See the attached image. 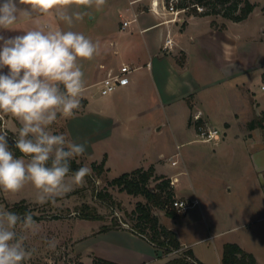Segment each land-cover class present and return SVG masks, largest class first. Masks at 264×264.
Returning <instances> with one entry per match:
<instances>
[{
    "label": "crops",
    "instance_id": "0c3cea01",
    "mask_svg": "<svg viewBox=\"0 0 264 264\" xmlns=\"http://www.w3.org/2000/svg\"><path fill=\"white\" fill-rule=\"evenodd\" d=\"M139 1L142 0H129L132 10L131 16H125L123 12L119 13L121 17L119 33L114 30L113 33H108L107 36H105V33L102 36L99 35L92 38L94 42L99 41L100 44L99 54L97 55L99 59L96 58V62L99 63L98 71L100 74H98L100 76L95 83L98 84L108 73L118 71L123 64H129L133 69L130 75V82L127 85L118 87L110 94L112 102L109 105L118 108L122 104H127L131 100L137 99V102H133V104L136 107L140 106L142 109L135 113L133 112L131 116L149 112L154 108L173 109L175 114H179L180 118H183V124L188 127L187 129L193 128L198 135L196 138L202 143H206V145L189 151L190 154L187 155L186 162L183 161L184 166L180 170L181 172H176L174 166H177L179 161H177L176 165H173L172 161L174 158L170 164L158 160L143 163L141 159L145 154L138 155L141 150H137L138 146L136 147L135 144L132 145L130 143L126 146L125 140L128 136L124 133V135L119 134L117 136L118 139L116 138L120 141L117 147L118 150H113L112 152V150L105 149L103 157L94 161L100 162L105 157L106 165L110 170L115 167L119 168L122 173L139 167L148 168L153 164L157 174H170L172 178L178 176V181L174 183L176 196L187 198L191 201L196 200L195 205L183 213V216H188L189 218L188 226L194 237L185 241L180 238L177 232L182 243L181 249L192 248L196 257L205 264H222L224 244L226 242H237L244 249L252 252L261 264H264V256L250 246L252 240L263 234L261 230L264 228V121L263 125L257 123L264 111V104L256 99L252 101L251 107L248 106L245 110H237L241 104L236 101L235 95L234 97L229 96L232 104L224 106L222 93L214 90L216 85L232 78L243 76L249 71L251 72L256 66L260 68V74H264V63H262V60L250 65L237 61L241 47L240 42L243 39L246 42L252 41L254 37L253 34H250L252 31L248 30V32H245L239 25L252 19L254 13L257 12V8L254 9L248 18L242 21L221 19V17L217 18L213 15L185 14L184 26H181L182 21L174 20L173 15L167 13L163 6L160 7L158 12L152 11L150 9L151 0H149V8L147 10H138L136 3ZM159 2L160 6L163 5V0H159ZM28 6V4H25L21 7ZM150 12L157 15V20L152 21L150 17H143L144 14ZM168 14L171 16L168 17ZM39 18L42 23L50 24L52 27L80 31L75 30L73 26H69L63 21H59L54 15V10L52 15L39 14ZM127 19L132 20V22L124 28L122 22ZM213 21L215 24L212 23ZM157 25H165L164 38L161 45V51L164 52V56L162 55L158 59L162 60V62L151 61L153 55L157 54V47L153 44L152 36L143 37L142 39L135 37V32L139 31L142 34H146ZM13 27L15 30H0V34L6 37L21 35L23 31L32 28L33 24L21 17ZM80 29L84 35L88 34L83 28ZM95 34L92 32V36ZM168 38L172 39V46L171 48H164ZM244 42L242 43L246 44ZM256 51L257 48L252 47L250 56ZM146 56L150 58L147 62H145ZM83 62L88 65L87 61L80 62L81 65ZM4 71L6 72L7 69H4ZM82 71L84 72V81H86L85 78L90 74L88 66H84ZM85 85L87 89L89 85L87 83ZM154 94L156 97H153ZM84 97L87 99L84 112L87 113L92 101L88 94L84 93ZM254 113L257 114V121H254V117L252 119L250 116L254 115ZM109 115L107 117L111 121L109 125L103 127L95 126L90 134L80 136L79 140L91 134L105 131L115 124L126 120L125 118L115 120L113 116ZM196 116H200L199 130L196 129L195 123L198 121L195 119ZM227 116H231L233 119L231 117L227 118ZM190 117H192L191 123ZM77 119L81 120L80 113L71 120L73 128L81 130V124ZM220 124L225 125L224 130L218 129ZM201 126L204 128H217L220 131L219 140L205 141L201 136ZM192 140L195 139H191L188 142H192ZM207 143H211L212 146ZM231 144L237 146L238 149L249 152L252 171L257 173L253 181L250 173L245 171V173H240L238 170L225 165L224 170L229 171L226 172L225 177L232 179V177L240 178L245 176L247 178V196L246 202L243 201L245 202L243 211H238L236 208L239 205V199L233 201V203L224 202L217 205L205 203L204 194H202L201 190L195 187L192 181L189 182L192 185L190 187L185 183L180 185L182 181L179 174H177L179 172L180 174L188 173L191 179V169L186 166L187 163L199 164L198 169L201 174L204 171V167H201L200 164L204 163V160L208 165L220 160H229L231 157L227 154L230 152ZM251 151L255 157L251 155ZM116 156H118L117 160H115ZM226 188L231 191L230 184ZM232 209L234 211H230ZM247 211L251 212V214L253 213L254 217L250 218L249 215L251 214L247 213ZM237 217L241 219L239 224L238 221L234 222L238 225L220 229V226L231 222L232 218ZM201 222H204V227ZM237 228L238 231L235 234H229L231 238H220L224 236L225 232ZM105 232L115 234L120 232L124 234L122 235L124 238L113 236L109 239L108 246L99 251L97 256L121 264H162L178 254L177 251H174L170 253L172 256L167 257L161 251H158L147 239L128 229L119 230L112 228ZM102 233L104 232L99 231L96 235Z\"/></svg>",
    "mask_w": 264,
    "mask_h": 264
},
{
    "label": "rangeland",
    "instance_id": "374dc122",
    "mask_svg": "<svg viewBox=\"0 0 264 264\" xmlns=\"http://www.w3.org/2000/svg\"><path fill=\"white\" fill-rule=\"evenodd\" d=\"M163 1L166 4L168 0ZM251 1L257 4V12L254 13L252 19L239 25L242 30L244 29L245 32L250 30V32L252 31L250 34L254 35V41L249 40L246 42V40L243 39L246 44H243V41L240 42L241 47L237 61L245 62L246 65L259 62L260 60L264 63V42H262L264 41V0ZM169 2L170 1H168L167 5ZM136 5L138 10H147L149 8V0L139 1ZM130 7L129 0H106V3L101 7H97L95 4L92 6H85L79 4L78 0H69L64 6L65 10H68L67 13L69 15L76 12H79L80 14L82 13V19L75 20L74 18L71 26H73L75 30H80L79 32H81L80 28H83L88 32L85 36L90 37L91 39L95 36H102L105 33V36H107L108 33L111 34L114 30L119 33L121 19L119 13L123 12L125 16H131L132 10ZM167 13L169 12L167 11ZM185 14H187V10L182 11L179 15L184 17ZM144 16L150 17V20L152 21L157 20V15L151 12L144 14L143 17ZM170 16L171 15L168 14V17ZM213 16L226 19L220 14ZM181 26H184V21H182ZM164 28L165 25H157L146 34H142L139 31L135 32V37L139 39L152 36L153 44L157 47V54L153 55V58L151 59L153 62H162V60L158 59L161 58L160 56H164V52L161 51V45L164 38ZM92 32L96 34L92 36ZM252 47H256L257 51L250 56ZM180 57L182 56L180 55ZM96 58L99 59V56L96 55L92 60H88V65L84 62L81 65L82 70L84 69V66H88L90 71V74L85 78V83L89 85L85 90V93L90 96L92 101V104L86 113L84 112V108L87 99L84 95L81 99V106L75 115L77 116L79 113L81 114L82 121L77 119L81 124V130L73 128L72 119H65L63 117H59L51 126V130L54 134L63 133L67 138L74 142L85 144V154L76 157V160L77 162L82 163L83 166L90 167L92 175L90 177H85V182L83 184L74 185L72 191L64 196L56 198L54 202L50 201L43 205L35 202L36 190L31 185H26L18 193H8L0 190V209L8 211L10 205L25 199L29 203L32 212L38 216L35 220L40 225L41 231L36 237L29 235V238L25 241L26 248L35 249L32 257L26 261L25 264H92L97 253L108 246L109 239L113 236L124 238L122 236L124 234L120 232L118 234L104 232L96 235L103 225H112L114 221H117L119 223L113 229L131 230V226L136 223V216H133V210L136 208L139 201L147 203V199L143 195H133L123 191L117 185L110 183L114 177L122 174L119 168L114 167L110 170L105 161V170L101 175H98L92 167V162L94 160L103 157L105 149L112 150V152L113 150H118L117 147L120 141L117 140V136L119 134L124 135V133H126L128 136L125 140L126 146L130 143L132 145L135 144L136 147L138 146L137 150H141L138 155L141 156L142 154H145L141 159L143 163H146V161L158 160L170 164L174 158V160L179 161V164L174 166L176 172L180 171L184 166L183 161L186 162L187 155L190 154L189 151L199 149L202 145H206V143H202L196 138L198 135L193 128L187 129L188 127L183 124V118H180L179 114H175L173 109L154 108L149 112L131 116L133 112L135 113L142 109L140 106L136 107V105L133 104V102H137V99H133L127 104H122V106L118 108L109 105L112 102L111 93L107 95L102 94L99 84L95 83L100 76L98 71L99 63L96 62ZM148 59L150 58L147 57L145 62H147ZM207 59L209 60L208 56ZM260 72V68L256 66L251 72L249 71V73L244 74L243 76L232 78L216 85L214 90H217L218 93H222L223 105L232 104L229 96L234 97V95L236 96V101L241 104L237 110H245L248 106L251 107L252 101H255L256 99L264 104V90L261 88V83L264 81V74L261 75ZM153 97H156V95L154 94ZM108 114L113 116L115 120L121 118H125L126 120L115 124L105 131L91 134L88 137L79 140L80 136H87L90 134L95 126L103 127L109 125V122L111 121L107 118ZM262 114L258 121L256 120L257 114L254 113V115L250 116L252 119L254 117V121H257V123H262L264 121V111ZM228 117L231 116H227V118ZM231 119H233V117H231ZM112 121L114 120L112 119ZM100 123L101 125H99ZM199 126L200 125H196V129L199 130ZM19 127L20 124L14 117L10 114L0 112V130H6L8 132V137H10V134L17 135ZM218 127V129L224 130L225 125L220 124ZM191 139L195 140L188 142ZM207 144L212 146L211 143ZM227 155L231 157L229 160H220L209 165L206 164L204 160L205 164H200L201 167H204V171L201 172V174L198 169L199 164L194 165L193 163H190L188 159L189 163H187L186 166L191 169V179L188 173L180 174V171L177 173L182 181L180 185L185 183L190 187L192 185L189 182L192 181L193 185L204 194L203 198L205 203L217 205L218 203L222 204L224 202L233 203V201L239 199V205H237L236 208L238 211H243L247 196V178L245 176L240 178L232 177V179L225 177L224 175L226 172H229L224 170L225 165L238 170L240 173L244 171L250 173L253 181L256 178L255 176L257 173L252 171L250 156L247 150L238 149L237 146L231 144L230 152ZM251 155L255 157L252 151ZM117 159L118 156L115 157V160ZM161 174L173 179L170 174ZM229 180L231 181L226 183ZM156 183V180H152L149 186L153 190H156ZM228 184H230L231 191L226 188L228 187ZM99 192L110 193L112 199L107 197L101 198L100 195H98ZM86 204L101 213L103 218L99 220H90L81 217L79 212ZM152 207L153 212L158 215L160 222L178 232L182 240L188 241L194 237V234L190 232L188 226V216H183V213H179L177 217H171L166 214L165 209L157 206ZM167 207L170 209L172 208L169 202L167 203ZM230 211L234 210L232 209ZM247 213L251 214V212L248 211ZM249 217H254V214L252 213ZM235 221H238L239 224L241 219L239 217L232 218L231 222L223 224L220 226V229H226V227L238 225L234 223ZM201 225L204 227V222H201ZM16 230L18 233L22 232L19 225ZM237 231L238 228L229 230L220 238H231V235L229 234H235ZM261 231L263 234L252 240L250 246L260 253V255L264 256V228ZM45 238L49 240L55 238L57 245L54 251L48 248ZM165 256L170 257L172 254H165Z\"/></svg>",
    "mask_w": 264,
    "mask_h": 264
},
{
    "label": "clouds",
    "instance_id": "9594fccd",
    "mask_svg": "<svg viewBox=\"0 0 264 264\" xmlns=\"http://www.w3.org/2000/svg\"><path fill=\"white\" fill-rule=\"evenodd\" d=\"M69 0H2L0 30H15L21 17L33 24L21 35L0 34V112L10 114L20 124L14 139L16 156L8 143V132L0 130V190L18 193L26 185L36 190L35 202H54L81 185L91 175L82 166L73 171L71 161L86 152L63 133L54 134L51 126L59 117L72 119L81 106L86 85L81 61L99 54V41L81 32L63 30L42 23L39 14L54 15L73 24L79 12L69 15L64 6ZM85 6L101 7L106 0H78ZM28 4V7H21ZM4 69H7L5 72ZM22 232H17V226ZM40 225L31 212L18 214L0 209V264H25L35 249H28L29 235H39ZM45 242L55 250V238Z\"/></svg>",
    "mask_w": 264,
    "mask_h": 264
},
{
    "label": "trees",
    "instance_id": "16d2710c",
    "mask_svg": "<svg viewBox=\"0 0 264 264\" xmlns=\"http://www.w3.org/2000/svg\"><path fill=\"white\" fill-rule=\"evenodd\" d=\"M197 6H203L204 10L199 11ZM256 6L257 4L251 0H178L176 3V7L179 9L185 8L188 15L220 14L226 19H231L233 21H242L248 18ZM212 23H214V21ZM197 120L198 121L195 124L200 125V118ZM191 122L192 117H190V123ZM260 124L263 125V122ZM15 136V134H10V137H7L8 143L10 149H12L15 155L20 156L22 154H20L14 147ZM82 166L83 164L77 162L76 158L71 161V169L73 171ZM92 167L96 174L101 175L105 170V157L100 162L93 161ZM91 175L86 177H90ZM152 180L157 181L156 190H153L149 186ZM110 183L117 185L123 191L133 195H143L147 199V203L139 201L136 208L133 210V216H136V223L131 226V230L147 239L158 249V251H161L162 254H169L177 251L178 254L176 256L169 258L162 264H205L196 257L192 248L181 249L182 243L177 232L162 224L158 215L152 210V206H157L165 209L168 216L177 217L179 215L175 208L170 209L167 207V203L169 202L171 205L176 197L175 188L172 184L171 178L166 177L163 174L157 175L155 172V166L152 164L148 168L139 167L132 171L124 172L119 176L114 177ZM98 195H100L101 198L107 197L112 199V195L108 192H99ZM8 211L16 212L21 215L26 212H31L34 219L38 218V216L32 212L29 203L25 199L10 205ZM79 215L90 220H99L103 218L101 213L87 204L81 208ZM118 223L119 222L114 221L112 225L105 224L101 227L100 232L108 231L116 227ZM92 264L121 263L96 255ZM222 264L261 263L252 252L244 249L239 243L226 242L223 247Z\"/></svg>",
    "mask_w": 264,
    "mask_h": 264
},
{
    "label": "built area",
    "instance_id": "2783aa9c",
    "mask_svg": "<svg viewBox=\"0 0 264 264\" xmlns=\"http://www.w3.org/2000/svg\"><path fill=\"white\" fill-rule=\"evenodd\" d=\"M169 4H165L163 1V8H165L170 14H173V19L177 21H184V17L180 16L179 14L186 9H179L176 7V3L178 0H169ZM160 2L159 0H152L151 3V10L154 12L160 11ZM199 11H203V6H197ZM136 17V16H135ZM132 20H124L122 22V26L126 28ZM172 46V39L168 38L166 40L164 48H171ZM133 71L132 67L129 64H123L118 71L108 73L104 78L99 81V86L101 93L104 95L110 94L114 92L118 87L127 85L130 82V75ZM261 88L264 90V81L261 83ZM200 116H196L195 118L198 119ZM201 128V136L205 141H212V140H219L220 138V131L217 128ZM173 165L177 164V160L172 161ZM172 180V184L174 185L175 182L178 181V176L174 177ZM196 200H189L183 197L176 196L171 203V207L175 208L178 213H185L188 211L192 206H194Z\"/></svg>",
    "mask_w": 264,
    "mask_h": 264
}]
</instances>
